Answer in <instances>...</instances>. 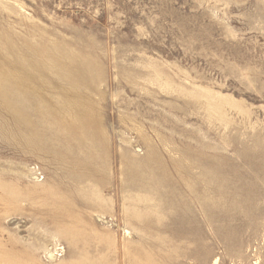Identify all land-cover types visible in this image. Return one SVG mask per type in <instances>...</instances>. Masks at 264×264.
Instances as JSON below:
<instances>
[{
  "label": "rangeland",
  "instance_id": "1",
  "mask_svg": "<svg viewBox=\"0 0 264 264\" xmlns=\"http://www.w3.org/2000/svg\"><path fill=\"white\" fill-rule=\"evenodd\" d=\"M0 205V264H264V0H0Z\"/></svg>",
  "mask_w": 264,
  "mask_h": 264
},
{
  "label": "built area",
  "instance_id": "2",
  "mask_svg": "<svg viewBox=\"0 0 264 264\" xmlns=\"http://www.w3.org/2000/svg\"><path fill=\"white\" fill-rule=\"evenodd\" d=\"M51 249L53 250L52 253H54V256L55 255H61L63 253V249L60 245H55Z\"/></svg>",
  "mask_w": 264,
  "mask_h": 264
},
{
  "label": "bare ground",
  "instance_id": "3",
  "mask_svg": "<svg viewBox=\"0 0 264 264\" xmlns=\"http://www.w3.org/2000/svg\"><path fill=\"white\" fill-rule=\"evenodd\" d=\"M76 133V132H75ZM1 206V205H0ZM127 233V232H126ZM65 235L68 237V238H71V236H70V234L69 233H65ZM21 254V253H20ZM50 256L51 257H54V253H50ZM1 257V256H0ZM50 261H51V263H53V264H57L56 263V258H52V259H50ZM215 262V264H217L218 263V259L217 260H215L214 261Z\"/></svg>",
  "mask_w": 264,
  "mask_h": 264
}]
</instances>
